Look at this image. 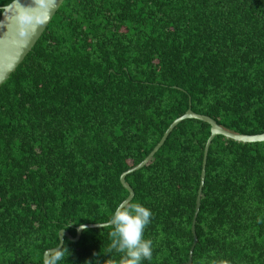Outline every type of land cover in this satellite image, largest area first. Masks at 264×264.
I'll return each mask as SVG.
<instances>
[{"label":"trees","instance_id":"16d2710c","mask_svg":"<svg viewBox=\"0 0 264 264\" xmlns=\"http://www.w3.org/2000/svg\"><path fill=\"white\" fill-rule=\"evenodd\" d=\"M189 108L264 133V0H65L0 86V264H43L61 230L107 222L129 196L121 175ZM210 135L185 119L127 176L153 214L142 264L189 260ZM111 230L66 237L60 264L118 261ZM196 233L192 264H264V142L213 139Z\"/></svg>","mask_w":264,"mask_h":264},{"label":"water","instance_id":"95a60500","mask_svg":"<svg viewBox=\"0 0 264 264\" xmlns=\"http://www.w3.org/2000/svg\"><path fill=\"white\" fill-rule=\"evenodd\" d=\"M65 0H55V6L48 12L47 19L43 25L37 27L36 31L33 32L31 29L25 36L19 35V28L16 22L17 14L24 11L22 5L27 6L31 3V0H14L10 4L2 7V18L0 20V86L10 77V75L17 69V67L24 61L26 56L33 50L34 46L37 44L41 36L46 31L48 25L52 21L53 17L61 7ZM195 118L205 121L211 125V135L206 143L203 167L201 172V183L198 190L196 212L193 218L192 232L194 234V243L191 247L189 253V260L182 264H192L193 253L196 244L198 243V236L196 233V223L197 217L201 208V198L202 192L206 180V166L208 160L209 149L213 139L217 135H224L227 138L237 140L244 143H254V142H264V133L260 134H241L226 130L221 125L217 123L212 117L199 114L189 108V110L181 117L175 119L171 125L168 127L163 137L159 143L154 147V149L149 153V155L136 166L128 169L121 175V182L124 187L129 191V196L124 201L131 202L135 196V191L126 182V178L130 173H133L141 168H143L159 151V149L164 145L168 137L174 128L185 119ZM107 222L104 223H89L84 224L87 228H101L99 225L106 227ZM99 224V225H98ZM83 229L77 228V235L74 237L69 231L63 229L60 231V241H62V246H64L65 238H69L71 241H79L81 239ZM60 245V244H59ZM59 247V246H58ZM56 248V247H55ZM34 264V263H30Z\"/></svg>","mask_w":264,"mask_h":264},{"label":"clouds","instance_id":"9594fccd","mask_svg":"<svg viewBox=\"0 0 264 264\" xmlns=\"http://www.w3.org/2000/svg\"><path fill=\"white\" fill-rule=\"evenodd\" d=\"M54 6L55 0H31L29 5H22L24 11L18 13L16 17L19 35L25 36L29 29L35 32L38 26L45 23L48 12ZM152 215L151 210L141 203L122 201L105 225L112 229L109 232L111 243L108 253L113 251L120 253V259L117 261L102 252L94 253L95 264H142L144 260H151L153 241L146 239L144 234L151 223ZM79 228L87 231V226L84 224H80ZM66 253L68 259L71 253L60 241L59 247L45 251L43 264H60L66 259ZM102 255L109 258L101 261ZM85 264H93V260H88ZM212 264H229V261H213Z\"/></svg>","mask_w":264,"mask_h":264}]
</instances>
